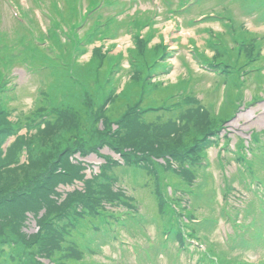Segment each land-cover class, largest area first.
Masks as SVG:
<instances>
[{
	"label": "rangeland",
	"instance_id": "obj_1",
	"mask_svg": "<svg viewBox=\"0 0 264 264\" xmlns=\"http://www.w3.org/2000/svg\"><path fill=\"white\" fill-rule=\"evenodd\" d=\"M65 1L68 0H63ZM76 1L83 5L86 2V0ZM23 2L25 6L22 2L20 4L24 9L30 7L28 13H23L30 22L29 38H33L38 45H44L47 39L40 35L43 28L47 26L48 31L58 32L57 26L61 23L57 16L61 10L59 0H30V4L28 0ZM42 3L50 6V11L44 12L43 28L36 10ZM113 7L124 10L117 3H114ZM65 8L63 11L66 10L65 12L68 13V7ZM201 9L229 11L234 16L237 36L248 44V53L262 56L259 62L262 70L251 75L244 88L243 82L239 79L242 78L241 74L232 73L223 77L225 100L230 104L229 106H225L221 101L219 80L211 74L202 72L190 59L191 56L186 48V45L191 46L190 50L196 54L195 60L200 61V47L205 48V42L208 41L203 28L223 29L218 22L199 23L195 26L184 23L178 26L176 22L181 23L183 17L179 16L167 22L165 20L161 26H166V29L158 30L159 33L156 35L159 39L165 37L170 44V49H177V52L169 62L164 63L165 67L155 71L153 81L145 86L144 68H140L139 77L133 76V72L137 69L136 65L128 68L125 53L128 52L132 43L123 29L113 43L111 40L107 42L108 45L116 44L113 54H108L102 59L94 58V54L91 53L92 46L81 58L64 60L70 65L63 67V75L58 76L53 73L55 64L52 62L48 65L45 77L40 73L28 71L24 65H15L19 73L17 79L20 86L7 98V120H2L0 116V234L10 229L14 230V238L19 240V251H23L25 247L21 246H25L28 242L38 243L51 230L53 218L50 214L56 205L63 209L67 206L80 207L82 199L94 194L88 193V190L84 193L86 182L96 178V182L105 181L106 172L102 171L104 155L118 157V153L125 152L142 158L155 153H179L194 148V142L189 140L191 135L198 140L218 125L238 128L244 132L252 127L264 128V123L258 122L264 117V101H260L264 96V23H257L253 16L241 18L235 5L230 2L219 3L217 0H207ZM0 13V40H8V33L4 31L13 32V27L16 25L2 3H0ZM74 25L76 23L70 20L62 24L66 35H74ZM82 25L83 22L77 26ZM102 37L99 31L94 30L87 37V43L81 44L77 51L82 52L84 46ZM49 42L56 51V34L50 35ZM156 42H159L157 37L152 44ZM205 50L210 56L212 53L214 55V52L209 49ZM120 53L124 55L118 56ZM90 61H92L91 64ZM170 61L173 62V67L169 70L168 67L172 65ZM92 70L98 74L99 80L94 78ZM191 77H194L193 81ZM192 90L198 97V105L196 103L193 105L194 108L181 113L179 105L183 99L193 95ZM50 92L57 98V106L73 104L78 107V104L82 106L83 102L88 114H85L83 118L78 117L76 113L73 115L69 113L63 119H56L54 122L43 123L40 120L33 129H26L25 124L28 123V118L37 120L42 117L37 107L50 100ZM87 95H89L88 98ZM255 99H257L256 102H254ZM135 100H140L142 110L149 103L155 110L152 113L144 112L143 114L137 105H133L136 111L126 117L116 128L111 125L112 123L109 126V121L104 118L107 109L115 106L122 110L126 108L129 110L128 104ZM145 100L146 105H144ZM92 103L101 107L96 111L93 108L90 110L87 105L93 106ZM234 112L237 113L235 118L223 119ZM250 112L257 115L254 118L249 117ZM240 114L242 117L236 125L234 121ZM114 120H117V116H114ZM8 126H13L14 129L9 132L1 131ZM114 146L118 148V151L110 152ZM236 153L240 154V151ZM50 161L53 162L48 168ZM68 162L80 165L82 178L68 179L66 175ZM164 162L167 164L166 159ZM256 169L259 175L264 177V164H257ZM122 170L119 167L111 173L120 185L115 189L116 193L123 190L135 196V205L140 212L148 218L151 216L157 218L159 211L157 202L154 193L148 187L150 172L139 175L138 168L134 172ZM142 172L144 174V169ZM52 173L54 176L51 175ZM198 176L194 182V188L200 192L201 198L195 201L184 198L183 202L187 208L195 209V217L208 216V222H212L214 217H217V203L220 199V192L217 193L216 187V182L221 177L220 169L214 165L209 170H200ZM162 182L164 183V180L160 181ZM226 182L225 179L224 183ZM95 187L98 190L99 187L97 185ZM165 189L168 190V187ZM187 189L186 183L180 186L183 194L187 192ZM87 193L88 195L84 196ZM99 197L104 198L101 194ZM97 199L91 198L93 205ZM100 201L106 207L117 206L108 203L107 199ZM117 214L118 212L107 210L106 216H102L107 221V228L115 224L113 217ZM188 218L193 220L191 215H188ZM216 226V231L213 225L209 226V229L214 231L211 237L215 241H210V244L220 248L217 254L222 262L232 263L236 259L234 254L244 252L245 255L241 256L251 261L263 256L261 247L233 250V254L227 249H222L221 237L225 234L224 229L228 225L224 219L220 218V223ZM192 227L198 232L194 226ZM206 230L204 229L203 232L206 233ZM121 232L124 238L131 241L130 247L127 248L121 243L116 250L112 241L103 240L101 247L92 248L87 253L88 263L185 264V255L179 252L176 243L170 242L168 246L167 242L160 240L154 223L147 224L145 220L144 224L132 223L129 231ZM173 239L174 236L170 238V240ZM140 250L144 251V255H141ZM224 254L226 257L223 256ZM45 263L50 264L51 261L45 259Z\"/></svg>",
	"mask_w": 264,
	"mask_h": 264
},
{
	"label": "trees",
	"instance_id": "obj_2",
	"mask_svg": "<svg viewBox=\"0 0 264 264\" xmlns=\"http://www.w3.org/2000/svg\"><path fill=\"white\" fill-rule=\"evenodd\" d=\"M231 52H233L231 50ZM245 52L244 47L241 51H238V53L235 55L236 57H241V55ZM245 57V55L243 54ZM229 58V57H228ZM246 59H242L241 63H244ZM238 63V62H235ZM144 67V63H142L138 68V75L140 72V68ZM146 72H148L149 80L154 72L153 65L150 69H147ZM146 83V82H145ZM147 84V83H146ZM150 104V103H149ZM93 106L88 105L89 109L92 108L96 111L98 108H100V105H95L92 103ZM148 106H151L148 105ZM67 109L69 110L72 115L76 113L78 117H85V114H88L87 111H85L87 108L84 106L82 102V106L78 104V107L73 104H66ZM66 107H63V109H66ZM124 111L122 109H119L118 107L108 108L107 113H105L104 118L109 121V126L111 124V120H113L114 116H118L119 114H122ZM7 113L8 109L3 108L0 105V116L2 120H7ZM65 117V115H64ZM233 114L230 113V116L227 115V117H223V119L232 118ZM59 119V118H56ZM54 122V121H53ZM112 125V124H111ZM13 126H8L6 128H2V132H9L10 130H13ZM190 142H194L196 145V140L193 135L189 137ZM199 140V139H198ZM197 140V141H198ZM204 140V139H203ZM199 142L197 146L199 147ZM195 152H197L194 149ZM49 157V156H47ZM50 158V157H49ZM154 161L152 164H154L155 167H158L160 174L156 175L159 181H163L164 183H160V187L165 190V188L168 185H173L175 187H180L185 182L177 176L175 171L171 168L170 165H164L160 166L161 162L156 161L155 159L151 158L150 161ZM53 161H50L48 164V168L50 164ZM159 163V164H158ZM157 165V166H156ZM196 174V172H195ZM54 176V173L51 174ZM66 175L68 176V179H76V178H82L83 173L80 168V165L68 162L66 165ZM97 179V178H96ZM88 180L86 182V191L88 190V193L93 192L94 194L88 195L85 194L84 196H87V198H84L80 201V207L76 206L73 208H69V206L66 207V209H63L62 207H59L56 205L50 214V216L53 218V226L51 230L42 237V240H40L38 243H32L28 242V244H25V247L23 248V251H19L18 249V242L19 240L14 238L15 231L10 229L6 232H3V234H0V264H46L44 261V258H47L51 260L53 264H78L77 256L78 255H84L83 253H74L72 249H70L72 246H78L80 243L78 242L77 235L80 236V233L75 232V220L77 218L83 220V225L85 228H88L91 224L88 223L89 221L93 220V227H98L99 229L102 228V226L105 224V222L100 218L101 215H95L94 217L90 214V206L92 205L91 198L96 197L98 198L96 200L95 205L99 207H103L101 203V199H110V196L113 195L111 186L112 183L110 180L102 181V182H96L97 180ZM177 181L178 184H175L173 182ZM95 185H97L99 188L96 189ZM191 188L194 190V185L191 186ZM78 192V191H77ZM167 193V191H166ZM99 194L104 196V198L99 197ZM173 197H176L175 199L180 198L178 194H174ZM168 201V200H167ZM182 205V204H181ZM180 205V206H181ZM179 206V205H178ZM177 206V207H178ZM1 207V206H0ZM174 208L171 205H167L161 209V213L166 217L167 222L170 224L175 219V225L177 227L180 226V223L177 221V217H184L188 215H192L194 213V208H185L181 206V208ZM186 212H185V211ZM102 214H106V210H102ZM92 229V228H90ZM22 240V239H21ZM70 249V250H69ZM214 254H216L217 258H209L205 259L206 262L210 264H226L222 262L221 258L218 256L217 251H215L214 247ZM37 254V255H35ZM226 257V255H223ZM234 258L238 259L239 256H234ZM227 259V258H226ZM36 262V263H34ZM87 263V262H85Z\"/></svg>",
	"mask_w": 264,
	"mask_h": 264
},
{
	"label": "bare ground",
	"instance_id": "obj_3",
	"mask_svg": "<svg viewBox=\"0 0 264 264\" xmlns=\"http://www.w3.org/2000/svg\"><path fill=\"white\" fill-rule=\"evenodd\" d=\"M24 3V2H23ZM1 14V13H0ZM253 114H252V112H250L249 114H248V116L249 117H251ZM242 117V114H240L238 117H237V119L234 121V124H237L238 122H239V119ZM258 122L259 123H264V117L262 118V119H260V120H258Z\"/></svg>",
	"mask_w": 264,
	"mask_h": 264
}]
</instances>
